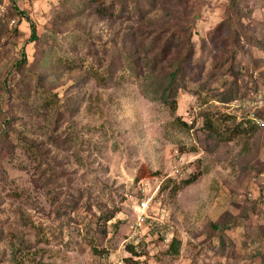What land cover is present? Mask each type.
Segmentation results:
<instances>
[{"label":"rangeland","instance_id":"1","mask_svg":"<svg viewBox=\"0 0 264 264\" xmlns=\"http://www.w3.org/2000/svg\"><path fill=\"white\" fill-rule=\"evenodd\" d=\"M3 3L0 264H264V0Z\"/></svg>","mask_w":264,"mask_h":264},{"label":"trees","instance_id":"2","mask_svg":"<svg viewBox=\"0 0 264 264\" xmlns=\"http://www.w3.org/2000/svg\"><path fill=\"white\" fill-rule=\"evenodd\" d=\"M31 28H32V39L35 38L34 36V27L32 25V23L30 24ZM192 26H188L185 27L183 29L186 30V28H191ZM175 31V30H174ZM174 31L172 32V35H174ZM187 34V44H186V54L181 56V57H176L175 62H173L170 65V70H162V73L160 75L159 78H157V80L154 82V84H156L155 88H153V90L151 91V95L149 96L152 100H159L163 103H174V99L177 93V81L178 79H180L181 77H183V73H184V67L186 65V61L189 60V58L191 57V50H192V40H191V32L188 31ZM156 44V43H155ZM157 47L155 46L154 48H152L151 50H145V56L147 57L148 61L145 62L146 63V67L147 69H150L152 71H155L157 64L160 62L161 60V55L160 53H162L166 46L163 47L162 49H160V53L159 52H155L153 51V49H156ZM127 62L130 64V67L133 65V61H131L130 56L127 57ZM145 79H150L151 80V75L150 76H145ZM153 80V79H152ZM151 80V81H152ZM144 92L146 94H148L147 90H144ZM149 95V94H148ZM233 99V95L232 94H227L226 96H223L221 98V101H227V100H231ZM259 115H264V110L261 111L260 113H258ZM205 125L209 126L210 123L208 120L205 121ZM255 126H257L256 124H254ZM193 180H195V176H191L190 178L184 180L185 183H190ZM214 227H217L216 224H213ZM174 241V240H173ZM176 242H173L171 247L173 248V251L176 252L177 251V245H175L173 247V244ZM130 249L133 251L134 247L130 246Z\"/></svg>","mask_w":264,"mask_h":264},{"label":"built area","instance_id":"3","mask_svg":"<svg viewBox=\"0 0 264 264\" xmlns=\"http://www.w3.org/2000/svg\"><path fill=\"white\" fill-rule=\"evenodd\" d=\"M4 0H0V15L2 14V11L4 10ZM253 106L256 108H253L249 113L248 117L258 126L264 127V116H260L257 114L256 109H263L264 108V95L259 94L255 100H253ZM146 203L144 201H141L140 206L138 205L140 214L137 219L136 226H141L145 223L147 218L149 217L146 212L143 209H146Z\"/></svg>","mask_w":264,"mask_h":264}]
</instances>
